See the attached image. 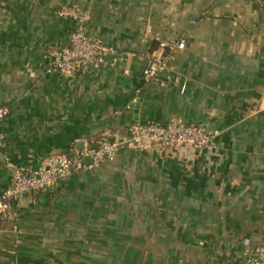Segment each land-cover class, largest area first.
Returning <instances> with one entry per match:
<instances>
[{"label": "crops", "instance_id": "crops-1", "mask_svg": "<svg viewBox=\"0 0 264 264\" xmlns=\"http://www.w3.org/2000/svg\"><path fill=\"white\" fill-rule=\"evenodd\" d=\"M63 8L115 49L104 68L46 73L74 29ZM181 40L165 85L145 82ZM0 106V189L106 130L180 119L216 132L213 153L126 148L24 198L15 225L0 222V264H247L264 248V0H0Z\"/></svg>", "mask_w": 264, "mask_h": 264}, {"label": "built area", "instance_id": "built-area-1", "mask_svg": "<svg viewBox=\"0 0 264 264\" xmlns=\"http://www.w3.org/2000/svg\"><path fill=\"white\" fill-rule=\"evenodd\" d=\"M61 15L74 22V29L65 47L51 46L46 52L47 74H58L64 78H74L80 73L104 68L115 54L112 46L105 45L91 37L87 31L88 16L74 8H63ZM167 52L152 56L143 72L145 82H165L164 73L170 72V61L176 50H182L185 42L165 46ZM170 75L167 74V79ZM9 116V109L0 106V148L3 146V127ZM216 132L208 126L186 123L171 119L164 124L130 125L125 132L106 130L97 146L83 149L70 148L66 152L44 158L36 169L14 168L7 187L0 189V222L15 223L19 219L18 203L24 198L53 190L62 180L74 173H88L113 162L126 148L148 151L153 148L165 151L180 146L191 147L205 153H213ZM247 264H264V248L250 253Z\"/></svg>", "mask_w": 264, "mask_h": 264}]
</instances>
